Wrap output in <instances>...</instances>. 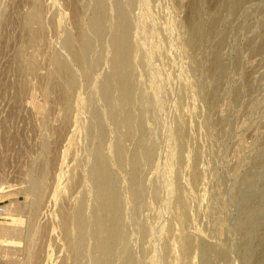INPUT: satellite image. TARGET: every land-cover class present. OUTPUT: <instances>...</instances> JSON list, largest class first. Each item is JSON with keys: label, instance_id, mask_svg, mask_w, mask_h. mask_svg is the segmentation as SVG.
<instances>
[{"label": "rangeland", "instance_id": "1", "mask_svg": "<svg viewBox=\"0 0 264 264\" xmlns=\"http://www.w3.org/2000/svg\"><path fill=\"white\" fill-rule=\"evenodd\" d=\"M0 208V264H264V0H0Z\"/></svg>", "mask_w": 264, "mask_h": 264}, {"label": "bare ground", "instance_id": "2", "mask_svg": "<svg viewBox=\"0 0 264 264\" xmlns=\"http://www.w3.org/2000/svg\"><path fill=\"white\" fill-rule=\"evenodd\" d=\"M230 6V5H229ZM193 19V18H192ZM193 27L195 26V23H192ZM205 29V28H204ZM194 30V29H193ZM126 39V38H125ZM197 42H198V35L197 33L195 32V30L193 31L190 39H189V43L191 46H196L197 45ZM85 48V47H84ZM219 90V89H218ZM123 92V91H122ZM215 96V95H214ZM119 117V116H118ZM222 124V123H221ZM112 193V192H111ZM103 203V206L105 205L106 203V199L104 198V200L102 201ZM2 210V208H0V211ZM109 244V243H108ZM205 260V259H204Z\"/></svg>", "mask_w": 264, "mask_h": 264}]
</instances>
